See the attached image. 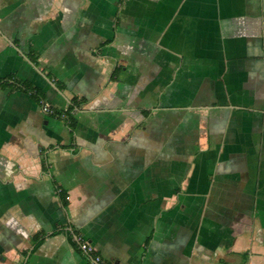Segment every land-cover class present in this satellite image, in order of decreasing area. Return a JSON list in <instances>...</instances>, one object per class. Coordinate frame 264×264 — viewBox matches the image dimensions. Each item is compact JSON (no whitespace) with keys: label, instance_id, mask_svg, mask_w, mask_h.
Listing matches in <instances>:
<instances>
[{"label":"crops","instance_id":"1","mask_svg":"<svg viewBox=\"0 0 264 264\" xmlns=\"http://www.w3.org/2000/svg\"><path fill=\"white\" fill-rule=\"evenodd\" d=\"M6 77L81 103L0 86V264H264V0H0Z\"/></svg>","mask_w":264,"mask_h":264},{"label":"trees","instance_id":"2","mask_svg":"<svg viewBox=\"0 0 264 264\" xmlns=\"http://www.w3.org/2000/svg\"><path fill=\"white\" fill-rule=\"evenodd\" d=\"M10 77H6V79H0V86L4 85V83H13L15 87L22 88L25 91H28L32 97L35 98V100L41 104V101L44 99V95L41 91H39L36 87L32 86L30 83L27 82H20L15 79L13 81H10ZM84 100V99H83ZM81 103V100L77 99V97L73 96L66 108L64 109H54L52 114H54L57 117L63 118L66 122V124L69 126V128L72 130L74 128L75 119L73 116V111L76 106H78ZM61 113H64V115H61ZM59 196L62 198V201L66 203V193L64 191L59 192ZM42 238V234L35 232L32 235V239L40 240ZM73 242H76L75 239H73Z\"/></svg>","mask_w":264,"mask_h":264},{"label":"built area","instance_id":"3","mask_svg":"<svg viewBox=\"0 0 264 264\" xmlns=\"http://www.w3.org/2000/svg\"><path fill=\"white\" fill-rule=\"evenodd\" d=\"M40 106H41V109L47 113H52L54 111V109L44 100L41 101ZM61 115H64V113H61ZM74 239L80 250L91 254V260L94 264H100L101 257L99 254L95 253L94 247L90 242L83 240L78 235H75Z\"/></svg>","mask_w":264,"mask_h":264}]
</instances>
